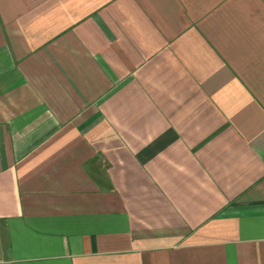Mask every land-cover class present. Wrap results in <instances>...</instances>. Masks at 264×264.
Instances as JSON below:
<instances>
[{
    "label": "crops",
    "instance_id": "obj_1",
    "mask_svg": "<svg viewBox=\"0 0 264 264\" xmlns=\"http://www.w3.org/2000/svg\"><path fill=\"white\" fill-rule=\"evenodd\" d=\"M0 264H264V0H0Z\"/></svg>",
    "mask_w": 264,
    "mask_h": 264
}]
</instances>
